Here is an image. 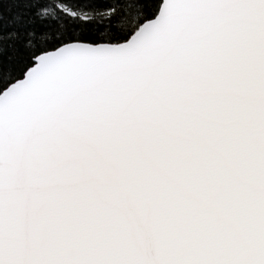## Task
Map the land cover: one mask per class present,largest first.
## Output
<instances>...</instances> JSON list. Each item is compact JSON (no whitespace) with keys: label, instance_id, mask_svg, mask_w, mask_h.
<instances>
[{"label":"snow or ice","instance_id":"obj_1","mask_svg":"<svg viewBox=\"0 0 264 264\" xmlns=\"http://www.w3.org/2000/svg\"><path fill=\"white\" fill-rule=\"evenodd\" d=\"M0 264H264V0H0Z\"/></svg>","mask_w":264,"mask_h":264}]
</instances>
